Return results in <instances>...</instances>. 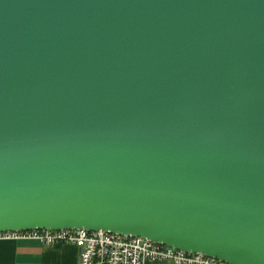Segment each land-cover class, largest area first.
<instances>
[{
  "label": "water",
  "instance_id": "95a60500",
  "mask_svg": "<svg viewBox=\"0 0 264 264\" xmlns=\"http://www.w3.org/2000/svg\"><path fill=\"white\" fill-rule=\"evenodd\" d=\"M39 228L264 264V0H0V231Z\"/></svg>",
  "mask_w": 264,
  "mask_h": 264
},
{
  "label": "built area",
  "instance_id": "2783aa9c",
  "mask_svg": "<svg viewBox=\"0 0 264 264\" xmlns=\"http://www.w3.org/2000/svg\"><path fill=\"white\" fill-rule=\"evenodd\" d=\"M0 239H33L46 246L63 244L77 248V264H229L201 252L170 247L141 236L84 228L2 230Z\"/></svg>",
  "mask_w": 264,
  "mask_h": 264
},
{
  "label": "crops",
  "instance_id": "0c3cea01",
  "mask_svg": "<svg viewBox=\"0 0 264 264\" xmlns=\"http://www.w3.org/2000/svg\"><path fill=\"white\" fill-rule=\"evenodd\" d=\"M77 252L70 244L46 246L33 239H0V264H77Z\"/></svg>",
  "mask_w": 264,
  "mask_h": 264
}]
</instances>
